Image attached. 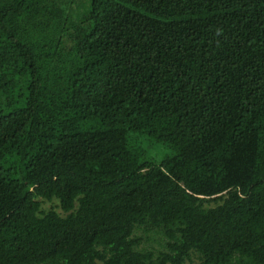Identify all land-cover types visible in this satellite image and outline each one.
<instances>
[{"label": "trees", "instance_id": "1", "mask_svg": "<svg viewBox=\"0 0 264 264\" xmlns=\"http://www.w3.org/2000/svg\"><path fill=\"white\" fill-rule=\"evenodd\" d=\"M195 259L264 264V0H0V264Z\"/></svg>", "mask_w": 264, "mask_h": 264}, {"label": "rangeland", "instance_id": "2", "mask_svg": "<svg viewBox=\"0 0 264 264\" xmlns=\"http://www.w3.org/2000/svg\"><path fill=\"white\" fill-rule=\"evenodd\" d=\"M129 141L130 145L137 149L139 153L143 154V158L147 161H152L159 163L166 157L174 156L177 153V150L170 144L165 142L156 141L153 138L147 137L144 134L130 132L129 133ZM42 209L48 210L50 208H54L62 215L64 214L59 207V203L57 200L47 201L42 200ZM215 202L211 201L209 205H214ZM194 262H188L186 264H195ZM99 264H104L103 262H99Z\"/></svg>", "mask_w": 264, "mask_h": 264}]
</instances>
